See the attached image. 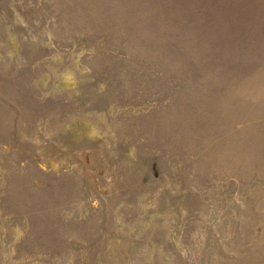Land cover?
I'll return each mask as SVG.
<instances>
[{"label": "rangeland", "instance_id": "rangeland-1", "mask_svg": "<svg viewBox=\"0 0 264 264\" xmlns=\"http://www.w3.org/2000/svg\"><path fill=\"white\" fill-rule=\"evenodd\" d=\"M181 2L0 0V264H264V0Z\"/></svg>", "mask_w": 264, "mask_h": 264}, {"label": "trees", "instance_id": "trees-1", "mask_svg": "<svg viewBox=\"0 0 264 264\" xmlns=\"http://www.w3.org/2000/svg\"><path fill=\"white\" fill-rule=\"evenodd\" d=\"M191 2L196 5L195 12L197 13V16L194 20H198L201 23H198V26H205L206 23H209L214 26H227L228 23H231L229 20L228 16H230L228 10L233 9L238 2H243V0H185V2H181L182 5H185L186 3ZM234 3V7L233 4ZM242 5V4H241ZM194 20H192L189 24L191 28L195 27ZM220 43L218 42H213L211 46L210 42V49L211 53L210 56L212 57V64L213 68H218L221 67L222 69H227V70H238L241 69L245 66L244 61L245 59V53L244 56L242 55L241 50H237L234 52H231L230 58L227 60V65L222 63L221 59L218 56H215L214 53H216V47ZM215 48V49H212ZM209 57L207 58L208 62ZM241 59V60H240ZM238 60L239 63H236Z\"/></svg>", "mask_w": 264, "mask_h": 264}]
</instances>
